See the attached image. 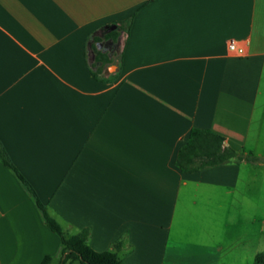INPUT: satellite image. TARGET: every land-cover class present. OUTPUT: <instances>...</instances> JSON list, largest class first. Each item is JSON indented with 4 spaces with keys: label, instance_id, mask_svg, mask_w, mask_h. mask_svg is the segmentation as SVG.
I'll return each instance as SVG.
<instances>
[{
    "label": "crops",
    "instance_id": "crops-1",
    "mask_svg": "<svg viewBox=\"0 0 264 264\" xmlns=\"http://www.w3.org/2000/svg\"><path fill=\"white\" fill-rule=\"evenodd\" d=\"M232 40L245 56L230 55ZM92 45L114 63L96 65ZM193 129L261 161L184 172ZM0 141L67 235L89 231L96 252L119 245L123 264L255 261L264 0H0ZM62 248L0 160V264H59Z\"/></svg>",
    "mask_w": 264,
    "mask_h": 264
},
{
    "label": "trees",
    "instance_id": "trees-1",
    "mask_svg": "<svg viewBox=\"0 0 264 264\" xmlns=\"http://www.w3.org/2000/svg\"><path fill=\"white\" fill-rule=\"evenodd\" d=\"M119 36L118 31H113L107 37L117 41ZM92 39L94 43L101 41V38L96 36ZM92 48L96 51L94 45H92ZM109 63L113 64L114 62L106 55L96 51V65L101 64L105 66ZM0 160L16 174L24 188L35 199L47 226L60 236L63 248L59 264H74L78 261L81 264H123L117 252L120 248L119 245L115 246V251L99 253L94 251L89 245V231H81L73 236L67 235L62 226L49 214L46 206L41 202L33 187L13 165L1 141ZM244 160L252 163L261 161L257 157L251 155L245 156L227 147L224 137L213 131L193 129L179 151L177 166L184 172L198 173L209 168L228 164L232 161L239 162ZM51 261L52 258L47 257L44 264H51ZM255 263L264 264V252L256 255Z\"/></svg>",
    "mask_w": 264,
    "mask_h": 264
},
{
    "label": "rangeland",
    "instance_id": "rangeland-1",
    "mask_svg": "<svg viewBox=\"0 0 264 264\" xmlns=\"http://www.w3.org/2000/svg\"><path fill=\"white\" fill-rule=\"evenodd\" d=\"M117 51H115V56L116 57V60L118 59V53H119V49L117 48L116 49ZM115 70V68H112L111 71L113 72ZM107 71H108V68H107ZM259 210H258V216H262L264 213H263V210H261L263 208V206H259ZM261 222H259V226H260ZM259 253H262L264 252V236L260 234V231H259ZM74 264H81L79 261L78 262H75ZM246 264H256L254 260H251V258L248 260V262Z\"/></svg>",
    "mask_w": 264,
    "mask_h": 264
},
{
    "label": "built area",
    "instance_id": "built-area-1",
    "mask_svg": "<svg viewBox=\"0 0 264 264\" xmlns=\"http://www.w3.org/2000/svg\"><path fill=\"white\" fill-rule=\"evenodd\" d=\"M229 52L230 55L235 57H243L246 55L245 49L239 47L236 41L232 40L229 43Z\"/></svg>",
    "mask_w": 264,
    "mask_h": 264
},
{
    "label": "water",
    "instance_id": "water-1",
    "mask_svg": "<svg viewBox=\"0 0 264 264\" xmlns=\"http://www.w3.org/2000/svg\"><path fill=\"white\" fill-rule=\"evenodd\" d=\"M116 28H117V26H113V27H110L108 30H109V32H110V31L115 30Z\"/></svg>",
    "mask_w": 264,
    "mask_h": 264
}]
</instances>
